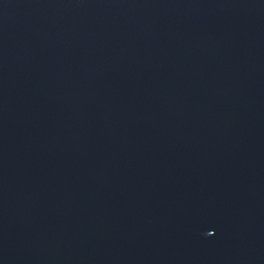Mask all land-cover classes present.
Masks as SVG:
<instances>
[{
    "label": "water",
    "instance_id": "1",
    "mask_svg": "<svg viewBox=\"0 0 264 264\" xmlns=\"http://www.w3.org/2000/svg\"><path fill=\"white\" fill-rule=\"evenodd\" d=\"M264 125V0H0V143Z\"/></svg>",
    "mask_w": 264,
    "mask_h": 264
}]
</instances>
